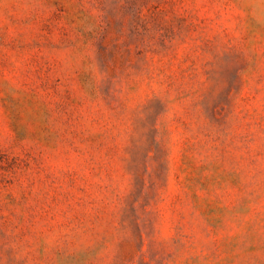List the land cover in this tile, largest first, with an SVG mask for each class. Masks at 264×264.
<instances>
[{
  "label": "rangeland",
  "instance_id": "obj_1",
  "mask_svg": "<svg viewBox=\"0 0 264 264\" xmlns=\"http://www.w3.org/2000/svg\"><path fill=\"white\" fill-rule=\"evenodd\" d=\"M0 264H264V0H0Z\"/></svg>",
  "mask_w": 264,
  "mask_h": 264
}]
</instances>
